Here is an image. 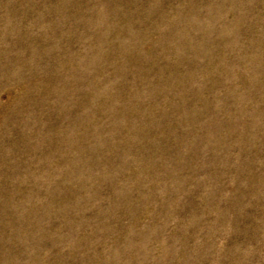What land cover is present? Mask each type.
<instances>
[{"label":"rangeland","instance_id":"1","mask_svg":"<svg viewBox=\"0 0 264 264\" xmlns=\"http://www.w3.org/2000/svg\"><path fill=\"white\" fill-rule=\"evenodd\" d=\"M0 264H264V0H0Z\"/></svg>","mask_w":264,"mask_h":264}]
</instances>
